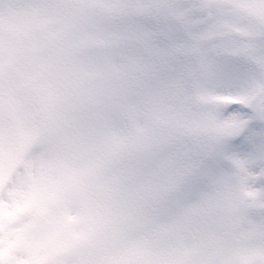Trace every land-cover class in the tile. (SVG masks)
<instances>
[{"label": "snow or ice", "instance_id": "snow-or-ice-1", "mask_svg": "<svg viewBox=\"0 0 264 264\" xmlns=\"http://www.w3.org/2000/svg\"><path fill=\"white\" fill-rule=\"evenodd\" d=\"M0 264H264V0H0Z\"/></svg>", "mask_w": 264, "mask_h": 264}]
</instances>
